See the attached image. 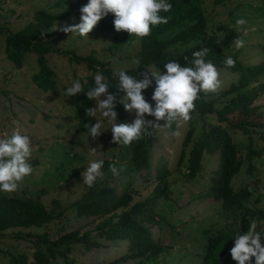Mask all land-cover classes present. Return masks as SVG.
<instances>
[{"label": "rangeland", "instance_id": "374dc122", "mask_svg": "<svg viewBox=\"0 0 264 264\" xmlns=\"http://www.w3.org/2000/svg\"><path fill=\"white\" fill-rule=\"evenodd\" d=\"M87 3L88 0H0V139L10 135L18 121L21 133L30 137L33 150L29 161L33 168L31 175L24 178L17 191L0 192V197L31 199L42 204L46 210L60 214L44 228L12 229L0 235V264H9L11 256L20 255L28 256L31 264L35 251L32 240L43 232L55 240L70 231L81 228L91 230L101 221L79 217L73 207V203L90 188L83 183L81 173L91 161L101 159L104 161L101 169L103 175L93 185L97 189L113 188L118 194L126 191L132 196L133 202H142L152 194L161 180L166 183L169 195L157 202V217L149 228L151 237L160 242L164 251L152 264H204L203 256L209 238L215 236L217 231L229 230L234 235L235 243L238 234L247 232L243 229L245 220L250 222L256 219L248 216L247 211L264 209V137L259 131L252 134L251 145L257 154L248 160V136L239 129L232 130V140L239 147V155L244 161L240 172L233 177L231 186L233 191L246 188L251 196L243 210L231 211H224L222 203L214 200L210 193L211 177L220 167L218 152L204 151L199 173L191 179L186 176L190 152L199 137L214 125L228 126L226 119L219 122L215 114L202 117L194 110L188 121L180 120L171 127L153 129V146L145 167H137L131 161L129 145L112 143V133L108 130L110 125L99 113L96 118L93 117V121L95 123L96 119H100L105 132L96 139L88 137V133L79 129L77 106L81 103L83 91L71 97L65 93L76 80L84 86L90 72L86 62L77 63L66 54L79 57L93 54L98 61L107 64L104 69L111 73L117 70L131 71L138 66L141 43L140 37H137L131 45L124 44L114 49L111 47L114 36L111 32L97 30L91 31L88 37H80L60 31L66 25L80 22V9ZM201 5L209 34L222 38L233 31L235 39L242 38L245 41L240 49L235 48V39L231 41L228 48L223 50L225 60L232 57L245 68L264 66V0H201ZM37 11L59 18L48 42L53 52L45 56L47 66L53 73L50 78L53 88L48 90L39 87L33 80L39 72L35 53H26L22 65L18 67L7 58L5 50L6 37L32 23ZM238 18L247 21L243 31H237L235 21ZM184 27L185 24L173 27L157 38L167 40ZM191 45L178 43L170 46L167 52L178 56ZM214 66L220 73L221 87L215 93H202L207 100L215 98L232 84H237L241 77L239 70ZM147 69L158 71L154 66ZM98 72L101 73L100 70ZM147 74L152 84L142 95L154 108L152 95L155 79L150 72ZM119 93L120 97L125 95L122 91ZM237 93L254 94L250 107L255 111L249 115L248 121L264 124V73L238 89ZM235 96L232 94L219 98L216 110L223 109L227 101ZM124 117L125 122L131 123L135 113L124 109ZM226 117L235 124L244 116L237 110ZM145 119L156 122L155 117L147 114ZM158 123L165 126L166 121L160 120ZM174 131H178L179 135L173 136ZM188 131L190 136L182 151ZM112 164L117 168L123 166L119 176L111 173ZM258 227L257 223V231ZM28 234H32L31 238ZM100 241L101 246L91 250L72 245L67 254L68 260L74 264H104L127 252L125 241ZM55 263L65 264L61 257H57Z\"/></svg>", "mask_w": 264, "mask_h": 264}, {"label": "trees", "instance_id": "16d2710c", "mask_svg": "<svg viewBox=\"0 0 264 264\" xmlns=\"http://www.w3.org/2000/svg\"><path fill=\"white\" fill-rule=\"evenodd\" d=\"M172 5L169 12H161L160 15L168 18V23L151 27V34L140 38L141 48L138 53V66L136 70L126 71L130 76L143 78V71L149 66H154L159 72L164 71V64L170 61H178L181 66H190L193 53L204 47L209 48V53L205 57L206 61L219 67H226L234 71H241V77L237 84H232L222 91L215 98L207 100L202 93L194 102V110L205 117L207 115H217L219 122H228V126L214 125L206 130L200 137L188 161V172L186 176L194 178L201 169L202 155L205 152H218L220 154V167L213 172L211 177L210 193L214 200L222 203L224 211L243 210L244 204L249 200L251 193L246 188L233 191L231 181L240 172L244 159L239 155V147L232 140V130L239 129L249 138L247 148L248 160L252 155L257 154V150L252 148V134L259 131L264 137V124L258 121H248L249 115L255 111L251 108L253 93H237L238 89L245 84L257 79L264 73V66L257 68H245L235 60L234 67H227L224 63L223 50L227 49L230 42L236 38V34L231 31L222 38L214 34H209L207 30V19L205 17L201 0H168ZM59 18L44 11H37L34 14V21L26 25L22 30L8 35L5 39V50L7 58L12 60L18 67L22 65L23 56L26 53L36 54V63L39 72L33 77L34 82L44 90L53 88L50 81L53 73L46 63L45 56L53 52L48 45L50 37L53 35V26ZM114 14L109 13L103 17L92 31H108L114 34L111 47L120 48L124 44L131 45L136 36H131L126 31H116L114 28ZM185 24L177 34L167 40H159L157 37L167 30ZM192 44L180 55L174 56L167 52V49L175 44ZM69 59L81 63L86 62L90 75L87 83L84 84L83 97L77 106L79 113V129L88 133L86 123L94 124L93 117H86V108L93 107L95 101L87 99L86 91L94 85V76L100 70L109 84L110 94L117 96L114 111L117 113V123H124V107L120 104V93L116 88L118 79L113 73L105 70L107 65L98 61L93 54L87 57H79L67 53ZM231 97L220 111L215 105L219 98ZM243 114L237 123L233 124L227 119V114L234 111ZM226 114V115H225ZM225 115V116H224ZM224 120V121H223ZM254 129V130H253ZM153 130V129H152ZM151 130V131H152ZM153 133V131H152ZM190 136L188 131L182 144V151L187 146ZM154 134L143 136L141 139L133 141L129 145L130 159L137 167L148 165V157L152 150ZM251 155V156H250ZM163 180L155 187L152 194L142 202H133L132 196L124 191L121 194L115 192L113 188L103 187L97 189L92 186L85 191L82 196L73 203L77 216L92 218L95 221L101 220L91 230L78 229L67 232L55 240H51L47 232L37 235L32 240L34 253L31 264H56L55 259L61 257L65 264H74L68 260V252L72 245L83 246L85 250L99 248L101 241H125L127 252L104 264H152L164 251V247L159 241L154 240L150 234V227L157 217L155 208L157 202L168 197L166 183ZM251 218L256 217L258 231L264 230V209H254L247 211ZM60 214L48 211L40 204L31 199H18L0 197V235L12 230H32L34 228H44ZM250 222L245 220L244 231L248 230ZM93 234V235H92ZM31 238L32 234H28ZM100 239V240H99ZM234 244V235L229 230H220L216 235L208 239L206 254L203 256L204 264H237L231 258L230 248ZM9 264H29V257L25 255L11 256ZM255 264V258H252Z\"/></svg>", "mask_w": 264, "mask_h": 264}, {"label": "clouds", "instance_id": "9594fccd", "mask_svg": "<svg viewBox=\"0 0 264 264\" xmlns=\"http://www.w3.org/2000/svg\"><path fill=\"white\" fill-rule=\"evenodd\" d=\"M172 5L168 0H88L81 7L80 22L72 26H64L60 31L88 37V34L98 22L109 13L114 14V28L116 31H126L131 36L146 37L151 34V27L168 23V18L160 15L161 12H169ZM247 23L244 18L235 21L237 31H243ZM57 30V29H56ZM236 49L244 46L242 38L234 40ZM209 48L204 47L193 53L190 66H181L178 61H170L164 64L163 72L147 69L143 71V78L130 76L124 70H117L113 76L118 79L116 88L125 93L119 97V103L129 113H135V119L131 122L117 123V113L114 111L117 96L108 92L109 84L101 73L94 76V85L86 91L87 99L95 101L93 107L86 108V117H97L99 113L103 120L110 125L112 143L128 146L133 141L143 136H151L152 129L160 127H171L174 122L188 121L190 113L194 111V102L200 93H215L221 87L220 73L217 68L205 57ZM227 67H234L235 60L228 57L224 61ZM155 79V89L152 100L155 101L153 108L142 95ZM85 89L76 80L66 89L68 97L75 96ZM145 114L155 117V121L145 119ZM166 121L165 126L158 122ZM16 127L5 138L0 139V192L12 193L18 190L20 183L25 177L31 175L33 168L29 163L32 157L31 140L28 135L19 130V122ZM88 137L93 139L99 137L103 132V123L96 119L94 124L86 123ZM107 130V131H108ZM178 136L179 132H172ZM93 151H96L93 149ZM104 161H91L81 173L82 181L88 187H92L96 180L102 177L101 171ZM113 176H119L123 166L117 168L115 164L110 165ZM231 258L237 264H264V230L257 231V220L251 219L245 234L235 237L234 246L230 249Z\"/></svg>", "mask_w": 264, "mask_h": 264}]
</instances>
